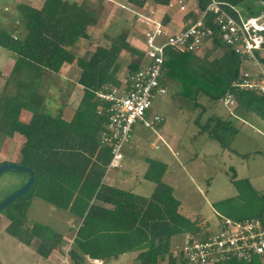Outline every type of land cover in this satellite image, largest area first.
Returning a JSON list of instances; mask_svg holds the SVG:
<instances>
[{"label":"trees","instance_id":"16d2710c","mask_svg":"<svg viewBox=\"0 0 264 264\" xmlns=\"http://www.w3.org/2000/svg\"><path fill=\"white\" fill-rule=\"evenodd\" d=\"M127 1L137 7L146 3V0ZM152 1L167 5L171 0ZM210 1L197 0V3L204 8ZM218 1L240 5L248 0ZM15 9L22 30L12 33L0 27V47L15 59L0 92V143L4 136L12 137L14 133L24 137L18 163L34 170L35 182L1 210L9 220L5 230L24 245L35 243L36 252L48 257L60 245L61 234L39 221L26 224L30 203L38 197L77 218L74 246L67 250L70 264H90L88 258L107 262L126 252H137L141 264H158L164 259L167 264H185L172 257V237L199 232L202 226L180 212V200L173 194V187L163 180L167 164L146 158L144 178L155 184L149 196L103 181L111 151L100 141L107 113L98 111L100 102L95 90L106 83L119 84L115 72L123 50L140 57L143 53L126 41L127 33L123 30L110 44L97 45L92 53L78 56L75 45L81 38H89L87 28L95 25L99 17V10L89 1L44 0L40 8L16 3ZM211 45L222 48V52L210 60L204 57L200 60L194 52L166 47L164 74L180 83L183 95L195 96L202 91L219 100L231 94L236 114L252 111L264 120V100L238 86L240 56L217 41ZM256 53L264 68V47ZM72 62L81 68L78 83L83 86V94L72 117L66 120L47 110L46 97L39 86L45 71L58 72L64 63ZM128 69L130 72L139 69V61L129 63ZM11 82L15 86L13 94L7 91ZM22 110L30 113L28 121L20 118ZM195 121L200 132L208 131L213 121L210 135L218 138L217 128H232L231 122L214 113L204 125L199 118ZM231 181L237 194L216 202L217 214L234 220L254 217L262 220L264 195L248 178H236L233 173ZM257 260L231 258L217 264H254Z\"/></svg>","mask_w":264,"mask_h":264},{"label":"rangeland","instance_id":"374dc122","mask_svg":"<svg viewBox=\"0 0 264 264\" xmlns=\"http://www.w3.org/2000/svg\"><path fill=\"white\" fill-rule=\"evenodd\" d=\"M117 1L119 4H115L111 12L103 17L105 19L103 26L111 35L110 37L113 38L128 28L134 33L142 32V24L136 21L133 11L120 6L124 0ZM254 3L252 0H248L240 5L239 10L243 17L257 15L263 10L262 3ZM8 6L11 9L10 0H0V16L8 14V10L5 8ZM174 11L177 12L174 18H180L183 14L178 9ZM169 12H173V10ZM13 18L20 21L18 13H15ZM3 23L5 24L0 20V26ZM19 30L22 28L19 27ZM88 46H90L89 42L85 41L79 52L85 53V55L89 54L92 48L91 46L87 48ZM209 49L212 54L217 55L214 47H209ZM3 52L0 50V54ZM122 52L120 61L125 65L128 61L127 57L131 55L126 51ZM13 60L15 59L13 58ZM247 63L248 68L255 67ZM10 66L11 64H8L0 55V92L3 89V82L6 80L4 73H7ZM47 72L55 74V72ZM46 79L45 73L39 86L44 93L48 87ZM161 80L167 88V92L153 98L152 106L147 110L146 116L151 117L155 113L161 115L163 120L159 124L161 128H158L162 133L172 135L173 139H170L169 142L167 140H165L166 142L163 140V143L159 142L154 129L145 128L140 122L134 123L130 141L123 148V152L126 154V158L123 159L124 167L111 169L105 174V179L109 181L126 173L127 161L131 158L139 159L141 162H143L141 157L145 156L161 158L169 168L164 180L172 185L174 195L183 202L181 212L191 220H195L202 228L215 225L217 221L214 211L215 203L225 197L237 194V189L231 183L233 173L236 174V178H249L258 192L264 195V154L262 153L264 152V120L255 112L242 111L241 114H237V118L246 120V124L242 127L240 119L234 118L233 114L236 113L230 115L227 107L219 100L211 98L202 91L196 93L195 96L193 94H191L192 96L183 95L178 81L166 75ZM7 91L10 94L15 92L13 82L9 84ZM47 96L49 99L46 100V106L56 108L61 95L53 89L51 95L47 94ZM195 102L198 103L197 106L194 105ZM47 110L53 113L52 109L47 108ZM213 112L223 119H229L233 127L217 128L220 138L208 135V133L212 134L213 121L208 125L207 132H198L200 125L195 122V119L199 118L200 124H206L209 115ZM249 125L253 126L250 128ZM236 128L238 129L236 130ZM1 140L0 162H18L23 136L14 133L12 137L4 136ZM150 142L159 147H153ZM144 166L143 163L142 169ZM135 170L133 174L140 177L141 171L137 168ZM27 177V174L20 170L1 172L0 201L19 188L27 180ZM134 180L136 181V179ZM147 184L153 186L154 183L149 181ZM150 189L152 190V188ZM144 194L149 195V192H144ZM210 217L214 219L210 221ZM34 221L45 223L61 234L60 245L54 248L48 257H41L35 250V243L27 246L8 234L5 228L9 220L4 211H0V264H70L67 250L74 246L72 239L78 222L77 218L66 210L34 197L27 210L26 224L31 225ZM181 239V234L174 235L171 240V248L174 249ZM129 256L132 254H124L111 264H141L136 259L126 260ZM90 263L97 264L93 261ZM159 264H167V260L164 259Z\"/></svg>","mask_w":264,"mask_h":264},{"label":"built area","instance_id":"2783aa9c","mask_svg":"<svg viewBox=\"0 0 264 264\" xmlns=\"http://www.w3.org/2000/svg\"><path fill=\"white\" fill-rule=\"evenodd\" d=\"M262 4L259 14L243 17L235 7L218 0H211L204 8H199L197 1L171 0L168 7H177L184 15L193 14L175 32L161 20L143 17L151 23H146L144 30L147 62L126 75L119 84L106 83L95 90L100 102L98 111L107 113L105 127L100 133L101 143L111 151L106 173L122 167L123 148L130 141L134 123L155 129L163 120L156 113L151 117L146 115L153 98L167 92L161 79L164 50L168 46L182 52H197L206 43L217 41L231 48L242 60L238 86L264 100V68L256 53L264 47V1ZM246 63L255 67L248 68ZM219 101L228 106L236 103L231 94ZM216 216L215 225L196 233L181 234V242L171 248L172 257L178 263L217 264L231 258L246 262L256 257L264 258V223L260 218L234 220L217 213Z\"/></svg>","mask_w":264,"mask_h":264},{"label":"crops","instance_id":"0c3cea01","mask_svg":"<svg viewBox=\"0 0 264 264\" xmlns=\"http://www.w3.org/2000/svg\"><path fill=\"white\" fill-rule=\"evenodd\" d=\"M10 1H11V5H12V7H11L12 10L10 9L9 6L5 7L8 10V14H3L0 16V20L5 22V24L3 23L2 26H0V27L8 29L12 33L16 32L19 29V27L21 26L20 21L13 18V15H15V13H17V11L15 9L16 3H24V4L30 5L32 7H35V8H40L44 2V0H10ZM68 1H76L78 3L82 2V1H89L90 3L94 4V6L99 10V17H98L97 22L95 23V25H90L87 28L89 38H81L77 42V44L74 47L75 53L78 56L85 55V53L79 52L85 41L89 42V44L92 48L90 50L89 54L92 53V51L95 49V47L97 45H108V44H110L112 37H110L111 35L106 30V28L103 26L104 20H105L103 17H106L111 12V9L115 6V4H119L118 1L117 0H68ZM191 1H197V0H191ZM258 1L259 0H257V1L255 0L254 4H257ZM226 4L228 6L231 5V6L235 7L241 13V11L239 10L240 9L239 7L241 4L240 5H232V4H228V3H226ZM120 6L122 8H127V9L132 10L134 15H136V17H135L136 21L139 24H142V32L136 31V33H134L131 31L130 28L126 29V33H127L126 41L132 47L141 51L143 53V56L140 57L136 54H131L130 52L126 51L131 56L127 57L128 61L125 65H123V62L120 61V57L122 56L123 52L120 53V57L118 59L120 61V62L118 61L119 67H118L117 71L115 72V78L119 81V83H120L121 79H123L126 75L132 73L128 69L129 63H131L132 61H139V68H140L144 63L147 62V58H146L145 52H144V50L146 48L145 39H144V30L147 27V24H151V23L150 22L147 23L143 17L147 16V17H150L151 19L161 20L162 23L165 24L169 30L175 32V31H178L180 28L183 27L184 22H185L187 17L193 15L192 13L184 15V13L182 12L183 14L180 18H174V17H176V13H177L174 10L175 9L177 10L178 9L177 7H168L167 5L155 4L152 0H150V1L146 0V3L143 7H137V6L129 3L127 0H124V2L122 4H120ZM170 10H173V12H169ZM179 12H181V11L179 10ZM139 14L140 15L142 14L143 16H140ZM100 31H103V32H100ZM99 32H100V34H99ZM90 46H88L87 48H89ZM209 47L212 48V45L210 43L205 44L203 46L202 51L200 50V52H197V53L194 52L195 56H197L200 60L202 59V57L208 58L210 60V59L216 57L217 55H220V53L222 52V50H221L222 48H215L216 50H214V51H217V55L216 54L214 55L211 53V50L209 49ZM0 50L4 51L0 55L3 56V58L5 59V61L8 64H11L7 73H4L6 75V78H7V76L10 74V72L13 68L15 60H13V56L11 55L10 52H8L7 50H5L1 47H0ZM123 51H125V50H123ZM45 73H46V77H47L45 82L48 86L45 93H44L45 97H46L45 103H46V100L49 99V96H47V94L51 95V92L53 91V89L56 91V93L61 95L60 101H59L56 108L47 107L45 104L46 108L52 109L53 115H55V116L60 115L64 119L69 120L72 117L75 109L77 108V106L80 102V99L82 97V94H83V86L80 83H78V78L81 74V68L76 64V62L64 63L61 66V68L59 69V71L55 72V74H52V73L50 74L47 71H45ZM4 83L5 82H3L2 88L4 86ZM219 102H222V101H219ZM223 105L227 107V110L229 111L230 115L232 113L236 112V111H234L235 107H236V103H234L230 106L225 105L224 103H223ZM213 113H211V114H213ZM214 114H216V113H214ZM233 115H234V118H237V114H233ZM20 118L24 121H28L30 118V113L25 111V110H22ZM237 119H240L239 122L242 123V127L246 124L245 119L239 118V117ZM225 120H228L229 122H231L229 119H225ZM159 124L154 129V131L156 133L155 136L157 137V141L163 143V140L164 141L167 140L169 142L170 139H173L172 135L162 133L160 131L161 129L159 130V128H158V127L161 128V126ZM252 126L249 125L250 128ZM239 127L241 128V125ZM237 129L238 128H236V130ZM247 131H249V130H247ZM198 132H200V129L198 130ZM205 132H207V131H205ZM208 135H210V133H208ZM159 136L163 139L162 141H161ZM165 144L167 145V143H165ZM150 145L153 146V142H150ZM153 147H155V146H153ZM158 147L159 146L157 145V147H155V148H158ZM167 147H169V146H167ZM172 153H173V151H172ZM175 153H177V152H175ZM148 157L149 158H155V159H158V160L164 162L161 158H156V157H152V156L141 157V158H143V162L139 161V159L131 158L127 161L126 173L122 174L120 177H115L114 179H111L109 181H106L105 175H104L103 181L107 184L114 185V186H117V187L122 188V189L130 190L136 194H140L143 196H149L150 193L153 191L155 184H153V186H150V185L148 186L147 183L149 182V180L144 178V173L147 169L146 158H148ZM125 158H126V154L124 152V159ZM143 163L145 164V166L142 169ZM164 163H166V162H164ZM123 167H124V164L122 165L121 168H123ZM136 168H137V170L141 171L139 173L140 177L139 176L137 177V175L133 174V172L136 171L135 170ZM168 170H169V168H168V164H167V170L163 176V180H164V178H166V175L168 174ZM105 174H107V173L105 172ZM245 178H247V177H245ZM134 179H136V181ZM117 180H118V182H117ZM115 182H117V184H115ZM130 182L132 183L131 185H130ZM166 183H168V182H166ZM231 183H232V181H231ZM147 188H149V189H147ZM150 188H152V190ZM144 192H149V195H145ZM173 194H174V188H173ZM234 195H236V194H234ZM231 196H233V195H231ZM180 202H181V204H180V212H181L182 211L181 207L183 206V202L181 200H180ZM107 206H109V205H107ZM214 211L216 214L217 211L215 209H214ZM181 213L184 214L183 212H181ZM210 218H211L210 221H212L214 219L212 217H210ZM262 221L264 223V217H262ZM207 223H209V222H207ZM124 254H132V256H129L128 258H126V260H129V259H132V260L136 259L137 260V258H136L137 252H126V253L119 255L118 258L111 259L107 262H103L100 259H91V258H88V260H89V262L93 261V263L96 262L97 264H111L113 261H117L120 258V256H122ZM256 258L258 260L254 264H264V258H259V257H256ZM160 262H163V261H160Z\"/></svg>","mask_w":264,"mask_h":264},{"label":"water","instance_id":"95a60500","mask_svg":"<svg viewBox=\"0 0 264 264\" xmlns=\"http://www.w3.org/2000/svg\"><path fill=\"white\" fill-rule=\"evenodd\" d=\"M262 1L264 0H259L257 4L262 3ZM5 170L24 171L28 174V178L19 188H17L15 191H13L0 201V211L20 195L24 194L35 182L34 170L29 166H25L18 162H3L0 164V173Z\"/></svg>","mask_w":264,"mask_h":264},{"label":"flooded vegetation","instance_id":"af4514ba","mask_svg":"<svg viewBox=\"0 0 264 264\" xmlns=\"http://www.w3.org/2000/svg\"><path fill=\"white\" fill-rule=\"evenodd\" d=\"M27 176H28V174H27ZM27 178H28V177H27ZM23 183H24V182H23ZM23 183H22V184H23Z\"/></svg>","mask_w":264,"mask_h":264}]
</instances>
